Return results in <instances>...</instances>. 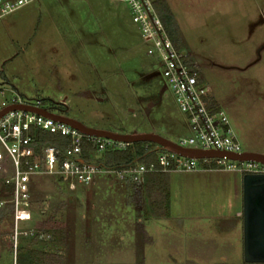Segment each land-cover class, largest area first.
Instances as JSON below:
<instances>
[{
  "label": "rangeland",
  "instance_id": "rangeland-1",
  "mask_svg": "<svg viewBox=\"0 0 264 264\" xmlns=\"http://www.w3.org/2000/svg\"><path fill=\"white\" fill-rule=\"evenodd\" d=\"M165 2L167 36L199 67L241 149L264 152V0ZM146 49L125 0H30L0 17V102L15 87L47 105L65 99L53 110L88 126L175 142L191 130ZM90 158L103 162V151ZM204 163L161 177L163 217L151 214L144 186L105 172L72 190L35 176L18 233L14 219L0 220V264L22 262L25 245L54 250L64 264H264L242 257V172Z\"/></svg>",
  "mask_w": 264,
  "mask_h": 264
},
{
  "label": "built area",
  "instance_id": "built-area-1",
  "mask_svg": "<svg viewBox=\"0 0 264 264\" xmlns=\"http://www.w3.org/2000/svg\"><path fill=\"white\" fill-rule=\"evenodd\" d=\"M30 0H0V17L12 12ZM131 19L137 25L146 51L157 53L161 73L165 80L162 88L169 87L175 101L185 115L191 134L175 141L193 149L220 150L239 153L240 143L230 126L228 117L218 107L210 109V85L203 79L199 67L190 61L184 50L174 45L153 5V0H125ZM15 94L8 101L0 102V109L13 103H26L58 113L57 106L66 105L65 99L47 105L43 98H28L10 88ZM0 95L4 90L0 87ZM40 132L56 137L54 142L40 139ZM89 142L92 150L83 156V143ZM147 143V142H146ZM131 143L109 138L90 136L65 122L25 109L8 110L0 116V180L10 185L7 199L13 209L14 233L17 221L30 217L29 183L35 176H56L74 189L77 184L90 185L98 172L114 175L141 185L144 175L153 171L195 170L200 162L213 163L223 169L240 172H264V163L251 160H231L226 157L194 158L175 153L153 143L145 144L147 151L156 153L153 160H135L122 168H106L93 161L91 153L106 149H123ZM21 212H26L22 216ZM25 233V232H24Z\"/></svg>",
  "mask_w": 264,
  "mask_h": 264
},
{
  "label": "water",
  "instance_id": "water-1",
  "mask_svg": "<svg viewBox=\"0 0 264 264\" xmlns=\"http://www.w3.org/2000/svg\"><path fill=\"white\" fill-rule=\"evenodd\" d=\"M13 109H25L65 122L90 136L109 138L127 143L151 142L175 153L194 157H226L231 160H251L264 163V153L244 150L239 153L182 147L154 132H114L96 128L65 114L52 113L45 108L26 103H13L0 109V116ZM242 257L246 263H264V172H246L241 177Z\"/></svg>",
  "mask_w": 264,
  "mask_h": 264
},
{
  "label": "trees",
  "instance_id": "trees-1",
  "mask_svg": "<svg viewBox=\"0 0 264 264\" xmlns=\"http://www.w3.org/2000/svg\"><path fill=\"white\" fill-rule=\"evenodd\" d=\"M154 7L164 25V27H170L171 24L168 21L171 18V13L168 8L167 3L165 0H154L153 1ZM209 105L210 109H218L216 101L212 95L209 97ZM40 139H46L50 142H54L56 137L50 134L41 133L40 132ZM146 143V142H145ZM147 144V143H146ZM92 146L89 142L83 143V156L87 157L88 152L92 150ZM151 151H147L140 142H134L129 144L123 149H113V150H103V162H99V164L106 168H122L127 166L129 163H132L134 160L139 161H146V160H153V156ZM205 167H215L213 163H208L204 165ZM167 171H153L147 172L144 175V180L142 182V186L147 189L148 193V201L149 207L153 210L151 214L155 217H163L165 215L167 209V197L166 194L163 193L164 189L162 188L161 177L165 175ZM133 187L138 188L139 185L133 183ZM10 185L4 184L0 180V196L4 197L0 199H7L9 196ZM139 193V191L136 190ZM5 204H10L9 202H5L4 204L0 205V220L9 222L11 225L13 223V209L10 207H5ZM146 216L148 213H144ZM22 221V220H21ZM64 228H62L63 230ZM53 231V230H52ZM60 231L58 230V233ZM57 233V234H58ZM61 233V232H60ZM56 234V235H57ZM32 240H39V232L36 231L31 236ZM58 237L53 238V240H45V242H53L56 241ZM44 241V240H41ZM18 249V248H17ZM26 255L24 256V260L22 262H16V264H64L63 263V256L56 251H47L43 249H34L29 247V245H25L23 249Z\"/></svg>",
  "mask_w": 264,
  "mask_h": 264
},
{
  "label": "crops",
  "instance_id": "crops-1",
  "mask_svg": "<svg viewBox=\"0 0 264 264\" xmlns=\"http://www.w3.org/2000/svg\"><path fill=\"white\" fill-rule=\"evenodd\" d=\"M16 91H17V88H15V87H13ZM12 88V89H13ZM163 89V88H162ZM18 92V91H17ZM19 93V92H18ZM248 151H255V152H262V153H264L263 151H259V150H253V149H248ZM240 198H241V185H240ZM241 205H242V202H241ZM241 209H242V207H241ZM230 215V214H229ZM231 216H233V217H238L239 215H238V213L236 212V213H233L232 212V214H231Z\"/></svg>",
  "mask_w": 264,
  "mask_h": 264
},
{
  "label": "bare ground",
  "instance_id": "bare-ground-1",
  "mask_svg": "<svg viewBox=\"0 0 264 264\" xmlns=\"http://www.w3.org/2000/svg\"><path fill=\"white\" fill-rule=\"evenodd\" d=\"M25 213H26V212H21L22 216H24V215H25Z\"/></svg>",
  "mask_w": 264,
  "mask_h": 264
}]
</instances>
